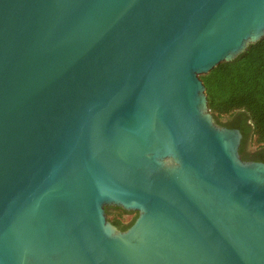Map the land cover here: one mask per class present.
<instances>
[{"label": "water", "instance_id": "water-1", "mask_svg": "<svg viewBox=\"0 0 264 264\" xmlns=\"http://www.w3.org/2000/svg\"><path fill=\"white\" fill-rule=\"evenodd\" d=\"M263 38L264 0H0V264H264L200 79Z\"/></svg>", "mask_w": 264, "mask_h": 264}, {"label": "trees", "instance_id": "trees-1", "mask_svg": "<svg viewBox=\"0 0 264 264\" xmlns=\"http://www.w3.org/2000/svg\"><path fill=\"white\" fill-rule=\"evenodd\" d=\"M200 79L215 122L240 131L241 158L264 163V38L250 45L235 60L219 64ZM105 212L108 220L121 231L129 228L137 217L136 213L118 208L108 207ZM126 214L133 215L127 223L121 219Z\"/></svg>", "mask_w": 264, "mask_h": 264}, {"label": "rangeland", "instance_id": "rangeland-1", "mask_svg": "<svg viewBox=\"0 0 264 264\" xmlns=\"http://www.w3.org/2000/svg\"><path fill=\"white\" fill-rule=\"evenodd\" d=\"M132 216H133L132 214H126L121 219L123 220V222L127 223L131 220ZM107 219H108V216H107Z\"/></svg>", "mask_w": 264, "mask_h": 264}, {"label": "flooded vegetation", "instance_id": "flooded-vegetation-1", "mask_svg": "<svg viewBox=\"0 0 264 264\" xmlns=\"http://www.w3.org/2000/svg\"><path fill=\"white\" fill-rule=\"evenodd\" d=\"M218 125H220V124H218ZM241 140H242V138H241ZM240 142H241V141H240ZM247 143H248V141L246 142V144H247ZM248 144H249V143H248ZM248 144H247V146H248ZM247 146H246V151L248 152V150L250 149V146H248V147H247ZM239 148H240V146H239ZM240 156H241V155H240ZM241 157H242V156H241ZM247 161H252V160H247Z\"/></svg>", "mask_w": 264, "mask_h": 264}]
</instances>
